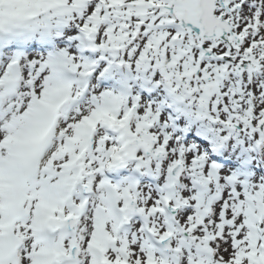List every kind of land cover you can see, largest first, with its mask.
Here are the masks:
<instances>
[{
    "label": "snow or ice",
    "instance_id": "1",
    "mask_svg": "<svg viewBox=\"0 0 264 264\" xmlns=\"http://www.w3.org/2000/svg\"><path fill=\"white\" fill-rule=\"evenodd\" d=\"M0 264H264V0H0Z\"/></svg>",
    "mask_w": 264,
    "mask_h": 264
}]
</instances>
